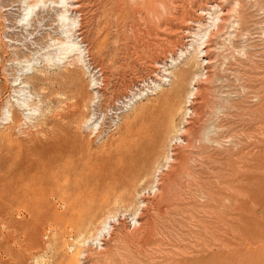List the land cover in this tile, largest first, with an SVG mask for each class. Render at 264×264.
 I'll list each match as a JSON object with an SVG mask.
<instances>
[{
    "label": "rangeland",
    "instance_id": "374dc122",
    "mask_svg": "<svg viewBox=\"0 0 264 264\" xmlns=\"http://www.w3.org/2000/svg\"><path fill=\"white\" fill-rule=\"evenodd\" d=\"M40 1L0 0V264H264V0H176L182 8L172 32L160 34L161 49L138 59L126 53L128 10L121 22L111 0ZM185 70L187 91L198 90L185 108L198 115L182 125L177 116V126L196 135L205 119L220 149L181 150L187 188L163 196V167L96 241L81 246L67 237L65 216H48L63 214V204L51 196L43 205L31 201L55 179L71 194L113 182L129 157V133L171 89L172 75ZM68 73L87 105L76 120L51 123L53 97ZM192 78H199L194 85ZM21 95L34 104L13 127L8 103ZM177 134L186 143L187 135ZM145 229L153 236L142 243L130 235L143 237Z\"/></svg>",
    "mask_w": 264,
    "mask_h": 264
},
{
    "label": "bare ground",
    "instance_id": "6f19581e",
    "mask_svg": "<svg viewBox=\"0 0 264 264\" xmlns=\"http://www.w3.org/2000/svg\"><path fill=\"white\" fill-rule=\"evenodd\" d=\"M85 1H87V0H85ZM106 1H109V0H100L99 3L101 4L102 2H106ZM111 1L114 4L116 19H118L119 21H121L123 19L120 17L121 13L124 12V15H125V14H127L126 10L129 11V15L127 14V17H124V20H123V28L125 29V32L127 34V38L130 40V44H131V47H129V46L126 47V53H129L132 51L134 53V56L137 59L139 58V54H138L139 52H141V54H143V55H146V54H149L155 48L161 49L160 43L162 40H165V39H162L160 34L162 32L171 31V25H172L171 21L178 19L177 18L178 14L175 16V12L179 8H182V4H178L176 0H111ZM44 2L46 3V1H44ZM40 3H43V1L41 0ZM58 3L56 2V4H58ZM220 3L221 2L218 1L217 6L216 5L211 6L212 9L219 7ZM36 4H30V3L28 4L27 3L26 8L27 9H31L32 7L34 8V6H36ZM208 8H209V6H208ZM216 14L217 15H215V17H214V22L217 23V21H219V19H218L219 13H216ZM26 15H27V13H26ZM214 26L216 27V24H214ZM63 27H65V26H63ZM205 38H206V36H205ZM166 43H169V42L166 41ZM205 43H206V40L204 42H202V44L201 43L200 44L203 45ZM199 47L200 46L198 45V48H197L198 51H199ZM71 51H73V49ZM205 52H207V51H205ZM70 75H71V73H68V75L63 76L62 81H61V84H62L61 89L56 92L55 97L52 96L54 100L53 101L51 100V101L54 103V105L56 104V107H54L55 108L54 110L51 109V110H53V112L49 110L50 112H49V119L48 120L51 121V123L52 122L56 123V121H58L59 123L62 124L68 120H76L81 115L82 109H84L87 105L86 104L87 96H86V93L84 92L85 90L78 88V86L74 84L75 80L73 81V79H72L73 82L70 80ZM188 75H189V72L187 70L181 71L178 74L172 75L173 80L170 84L171 89L169 91H167L166 93H163L161 95V98H159V100L155 103V105H153L150 108L149 116L147 117V119L146 118L144 119L141 127L139 126L140 128L138 130H136V131L134 130V132L131 131L129 133V141L126 140L128 142V148L127 149L129 151V155H128L129 157L126 161L127 163L126 164L124 163L126 166L123 167L119 172H117V174L114 175L115 177L113 176L114 177L113 182L110 181L111 183L108 182L110 184L100 186V188H97V189H92V190L90 189L91 191L89 190V192H86V193H83V192L77 190L78 188L77 189L75 188V190L78 191L77 192L78 194H71L68 192L72 189V188H70L71 186L68 187V185H67V187L65 188L66 190H65L64 188H62L61 186L58 185L59 183L57 184V181L60 179H58V180L55 179L56 183L54 185L49 184L50 187L45 186V188L40 189V191H39L40 194H38L39 197H37L36 199H33L31 201V199L34 197L33 196L30 199L31 203L37 204L39 206L40 203L42 204V202L44 204L45 200H47V198L49 196L55 197L56 199H58V202L60 201L63 204V207H64L63 214L56 213L54 210L55 213L50 212L52 215L48 214V216H54V217L61 216V217H63L62 215H64L65 216L64 219H66V220H64L63 218L62 219L64 221L68 222L69 228H68V231H66V233H64V232L63 233L66 234L67 237H70V238H73L74 240H76L78 242V244H80L81 246H84V245L88 244L89 241H92V242L96 241L97 237L102 235L101 234L102 230L104 229V226L107 224V221H109V220L117 221V215H119V213L121 214V216H124L125 213H127L129 211L127 208H129L128 205L130 203L128 205H126V202L128 201V199L135 196L137 194V192H139V190L145 189L147 187V185L149 183H151V182H149V177H152L154 175V173L158 172L159 174H161L163 172L161 168L165 167V169L167 171L165 174L163 172L161 177L159 175H157V176H159L158 177L159 178L158 183L160 186H162L163 196H168L167 194L169 193V190L172 187H176L180 191L182 189L187 188V185L191 179H190V176L186 172L185 167H184L185 162L187 160L186 159L187 157H185L183 155L181 150L191 148V150L196 149L198 151H206V150H209L213 147H216V148L219 147L218 149H220V146L218 144L220 141L217 140L218 141L217 142L215 140L216 128L210 122H205L206 121L204 119L205 117L202 118L200 116L201 119H204L205 124L201 125L202 127L200 128L199 132L196 135H194L191 132V129H188L184 126L182 127V129H180L178 127L179 125L177 126V123H176L178 121L177 116L181 117V121L178 122L180 124L182 122V120H184V119L186 120L187 116H188L187 118L189 119L190 115H196V114L198 115V113L195 110L190 111V110L185 108L186 103L191 104V102H193V101L190 102V100L193 99L196 91H198L196 88L193 89V92L191 91L192 89L190 91H187L184 83L188 79ZM196 77H198V75ZM195 79H197L196 81H198L199 78H195ZM195 79L192 78V82L191 83L189 82V83L191 85L192 84L194 85L193 81ZM204 79H205V77H204ZM36 80H37V78H36ZM20 84H21V82L19 84L16 83L14 85V87L16 88V87L20 86ZM104 84H103V86H104ZM22 88H24V87H22ZM21 92L23 93V90H21L20 93ZM50 94H53V93H50ZM21 97H22V99H19L16 103H8V111H7L8 119H9L10 125L13 127L18 126L20 124V122L23 120V119L19 118L18 113L20 112V113L24 114L26 112H31V106H33V104H34L33 100L24 97V95H21ZM193 103H195V102H193ZM50 104H52V103L50 102ZM187 106L189 107L190 105H187ZM214 109H217V108H214ZM27 114H29V113H27ZM27 114L25 116H29ZM216 116H218V115H216ZM210 117L211 116H209V118ZM209 118H208V120H211ZM214 119H215V117H214ZM140 121L142 122V120H140ZM73 123H75V122H73ZM200 123H202V122H200ZM180 125H182V124H180ZM198 127H200V126H198ZM134 129H136V128H134ZM178 131L181 134L187 135L186 136V143H184L183 145H181L182 142L180 141V139L176 137V135H178L177 134ZM169 152H170V154H172L173 157L170 156L171 158H169ZM162 161L167 163V165L165 164V166H163ZM170 162H172L173 165L172 164L169 165ZM190 163H192V162H190ZM69 165H70V163H69ZM59 166H61V165H59ZM5 172H7V171H5ZM62 177L64 178V176H62ZM65 177H67V176L65 175ZM113 177H112V179H113ZM183 178H185V180ZM100 180H102V179H100ZM16 182H17V180H16ZM31 182H33V181H31ZM152 184H154V183H152ZM29 185H30V182H29ZM26 186H28V184H26ZM47 186H48V184H47ZM173 189H175V188H173ZM177 189H175V190H177ZM28 190H29V188H28ZM28 201H29V199H28ZM31 206H33V205H31ZM32 208L34 209V207H31V211L33 210ZM159 211L161 212V210H159ZM46 212L44 214H47ZM40 215H41V213H40ZM135 215H137L138 217L140 216V214H138V213L137 214L134 213V216ZM46 216L45 215L41 216L45 222L48 219V217H46ZM58 217H56V219ZM49 219H50V217H49ZM145 220H148V219H145ZM55 226H56V228H55L56 231L60 229V232H61L60 234H62V231L60 228L61 226L59 224H57ZM136 232H138V230H134V232L130 235L132 238H135V241H137L139 243L144 242L143 238H146V237L149 238V237L153 236L151 229H148V230L145 229V234L143 237H141V235H142V234H140L141 232L139 233V235H137ZM56 233H58L57 235L59 236V232L57 231ZM51 234H52V232H51ZM62 238H64V237H62ZM58 241L59 240H57V242L56 241H54V242H56V244H58ZM62 245L63 244H61V246ZM140 246L143 247V244H140ZM56 247H59V246H56ZM56 249H58V248H56ZM54 253H56V252H54ZM76 254H79V252L77 250H76ZM72 263L75 264L76 260H72Z\"/></svg>",
    "mask_w": 264,
    "mask_h": 264
}]
</instances>
